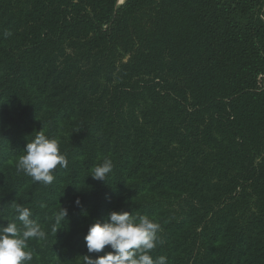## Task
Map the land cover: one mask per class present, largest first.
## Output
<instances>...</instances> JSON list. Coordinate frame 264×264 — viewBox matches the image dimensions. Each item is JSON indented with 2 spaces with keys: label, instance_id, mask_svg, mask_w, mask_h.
Here are the masks:
<instances>
[{
  "label": "trees",
  "instance_id": "1",
  "mask_svg": "<svg viewBox=\"0 0 264 264\" xmlns=\"http://www.w3.org/2000/svg\"><path fill=\"white\" fill-rule=\"evenodd\" d=\"M119 2L0 0V223L19 203L48 232L30 264H82L112 211L158 222L167 264H264V0ZM43 128L48 186L16 172Z\"/></svg>",
  "mask_w": 264,
  "mask_h": 264
},
{
  "label": "clouds",
  "instance_id": "2",
  "mask_svg": "<svg viewBox=\"0 0 264 264\" xmlns=\"http://www.w3.org/2000/svg\"><path fill=\"white\" fill-rule=\"evenodd\" d=\"M67 167L68 159L60 150L59 140L49 138L43 128L35 133L23 150V155L19 156L16 172L31 177L34 183L48 186L55 180V170ZM113 168L112 159L106 157L91 169L90 176L106 182ZM75 204L80 207L82 201L77 198ZM11 206L16 213L14 219L6 225L0 223V264H30L33 253L28 241L47 240L48 232L33 219L29 208L19 203H12ZM68 217V209L61 207L51 218L50 232L57 235L65 228L69 229ZM161 231V225L147 215L112 211L103 222L97 220L89 226L84 237L89 255L82 256V264H167L166 256L153 258L151 255L158 245L164 243L159 236ZM102 252L104 255L95 258L91 255Z\"/></svg>",
  "mask_w": 264,
  "mask_h": 264
},
{
  "label": "rangeland",
  "instance_id": "3",
  "mask_svg": "<svg viewBox=\"0 0 264 264\" xmlns=\"http://www.w3.org/2000/svg\"><path fill=\"white\" fill-rule=\"evenodd\" d=\"M125 2V0H123L121 3L119 2V5H122Z\"/></svg>",
  "mask_w": 264,
  "mask_h": 264
},
{
  "label": "bare ground",
  "instance_id": "4",
  "mask_svg": "<svg viewBox=\"0 0 264 264\" xmlns=\"http://www.w3.org/2000/svg\"><path fill=\"white\" fill-rule=\"evenodd\" d=\"M123 0H120V3L122 2Z\"/></svg>",
  "mask_w": 264,
  "mask_h": 264
}]
</instances>
